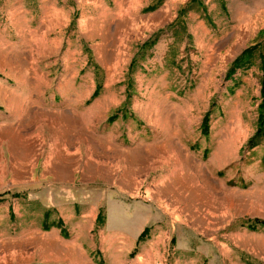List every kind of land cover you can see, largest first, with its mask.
I'll return each instance as SVG.
<instances>
[{
  "label": "rangeland",
  "instance_id": "rangeland-1",
  "mask_svg": "<svg viewBox=\"0 0 264 264\" xmlns=\"http://www.w3.org/2000/svg\"><path fill=\"white\" fill-rule=\"evenodd\" d=\"M156 1L0 0V264H264V0Z\"/></svg>",
  "mask_w": 264,
  "mask_h": 264
},
{
  "label": "trees",
  "instance_id": "trees-1",
  "mask_svg": "<svg viewBox=\"0 0 264 264\" xmlns=\"http://www.w3.org/2000/svg\"><path fill=\"white\" fill-rule=\"evenodd\" d=\"M158 0L156 3L149 5L145 8V10L153 9L156 4H158ZM255 49V45L247 46L244 49H242L229 63V66L226 70V74L230 75L235 71V69L242 67L246 63H249L250 58L253 55ZM89 55V51L87 52ZM88 61H91L90 56H88ZM93 69L96 71L97 66L93 64ZM259 70H260V80H259V102L256 107V121H255V130L254 132L246 138L245 145L247 147H252L255 145L260 139L264 141V52L259 54ZM99 83H97L96 88L93 90V93L91 96H94L97 93ZM208 113L205 112V114L202 116L200 121V132L202 135L207 134L208 129ZM103 219V216L101 213H97L95 216V221L98 223H101ZM57 224H60L57 222ZM246 224L249 228H255L256 226L264 227V219L254 217L252 219H247ZM148 232V226H143L142 229L138 232L135 241H139L144 239L145 235ZM133 251L130 252L132 254Z\"/></svg>",
  "mask_w": 264,
  "mask_h": 264
}]
</instances>
